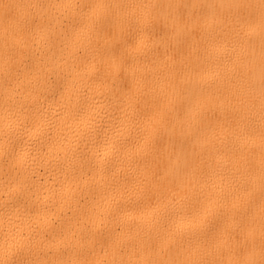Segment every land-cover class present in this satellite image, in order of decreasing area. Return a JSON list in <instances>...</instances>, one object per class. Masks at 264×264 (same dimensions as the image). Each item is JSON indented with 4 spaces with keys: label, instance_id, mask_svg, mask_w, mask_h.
I'll return each mask as SVG.
<instances>
[{
    "label": "bare ground",
    "instance_id": "1",
    "mask_svg": "<svg viewBox=\"0 0 264 264\" xmlns=\"http://www.w3.org/2000/svg\"><path fill=\"white\" fill-rule=\"evenodd\" d=\"M0 264H264V0H0Z\"/></svg>",
    "mask_w": 264,
    "mask_h": 264
}]
</instances>
